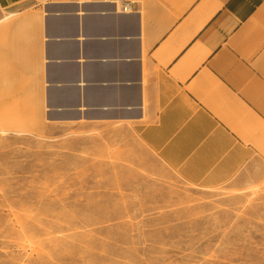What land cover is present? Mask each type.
I'll return each mask as SVG.
<instances>
[{"label": "crops", "instance_id": "0c3cea01", "mask_svg": "<svg viewBox=\"0 0 264 264\" xmlns=\"http://www.w3.org/2000/svg\"><path fill=\"white\" fill-rule=\"evenodd\" d=\"M127 1L0 11V85L31 92L48 122L129 126L195 185L260 163L264 0Z\"/></svg>", "mask_w": 264, "mask_h": 264}, {"label": "rangeland", "instance_id": "374dc122", "mask_svg": "<svg viewBox=\"0 0 264 264\" xmlns=\"http://www.w3.org/2000/svg\"><path fill=\"white\" fill-rule=\"evenodd\" d=\"M46 1L0 0L2 18ZM0 88V264H264V144L235 179L195 185L127 125L48 122Z\"/></svg>", "mask_w": 264, "mask_h": 264}, {"label": "built area", "instance_id": "2783aa9c", "mask_svg": "<svg viewBox=\"0 0 264 264\" xmlns=\"http://www.w3.org/2000/svg\"><path fill=\"white\" fill-rule=\"evenodd\" d=\"M110 3L115 4L120 12H130L132 11L134 2L127 0H106Z\"/></svg>", "mask_w": 264, "mask_h": 264}]
</instances>
